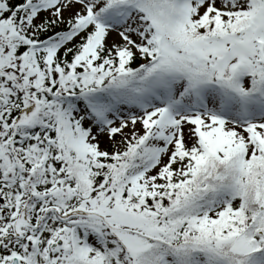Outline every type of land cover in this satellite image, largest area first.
Returning <instances> with one entry per match:
<instances>
[{"label": "snow or ice", "instance_id": "6c2138e0", "mask_svg": "<svg viewBox=\"0 0 264 264\" xmlns=\"http://www.w3.org/2000/svg\"><path fill=\"white\" fill-rule=\"evenodd\" d=\"M0 264H264V0H0Z\"/></svg>", "mask_w": 264, "mask_h": 264}, {"label": "rangeland", "instance_id": "374dc122", "mask_svg": "<svg viewBox=\"0 0 264 264\" xmlns=\"http://www.w3.org/2000/svg\"><path fill=\"white\" fill-rule=\"evenodd\" d=\"M105 143H107V142H105Z\"/></svg>", "mask_w": 264, "mask_h": 264}]
</instances>
